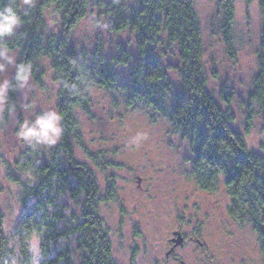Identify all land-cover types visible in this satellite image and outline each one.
Returning <instances> with one entry per match:
<instances>
[{"label":"trees","instance_id":"trees-1","mask_svg":"<svg viewBox=\"0 0 264 264\" xmlns=\"http://www.w3.org/2000/svg\"><path fill=\"white\" fill-rule=\"evenodd\" d=\"M17 3L23 5V0ZM220 5L225 44L234 54V2L220 0ZM259 5L263 29L258 70L246 102L247 128L254 104L264 115V0ZM50 7L60 14V31L48 28ZM91 8L104 15L109 31L134 34V48L121 41L108 52L103 39L92 48H78L71 32ZM18 10L23 24L0 45L18 51V62L30 61L39 83L50 68L58 84L54 108L63 116L64 135L56 145H27L13 160L0 153L8 179L20 188V210L12 227L0 205V264H32L28 246L33 237L40 240L43 264H119L100 211L102 202L116 198L115 181L103 191L93 167L79 157L80 150L103 166L98 154L88 150L77 116L78 109L90 113L93 86L116 88L127 105L142 103L167 116L189 147L195 183L211 192L223 183L230 198L228 214L252 226L264 264V152L250 148L245 134L234 127V91L222 87L217 97L208 87L193 0H32L30 7ZM164 45L176 50V64L161 60ZM121 66L127 73H121ZM17 93L18 88L8 94L0 129L9 120V107L18 106Z\"/></svg>","mask_w":264,"mask_h":264},{"label":"rangeland","instance_id":"rangeland-1","mask_svg":"<svg viewBox=\"0 0 264 264\" xmlns=\"http://www.w3.org/2000/svg\"><path fill=\"white\" fill-rule=\"evenodd\" d=\"M231 21L233 52L224 40V12L220 0H193L200 22L203 61L207 84L219 97L222 87L235 93L231 104L236 113L234 127L245 134L250 148L264 152V115L254 104L253 116L247 128V97L258 70V51L262 37L263 17L259 0H233ZM48 28L60 31L61 17L53 7L46 11ZM78 48H92L103 39L106 50L113 52L119 42L134 48L130 31H109L103 14L89 9L71 32ZM0 47H3L0 45ZM161 60L176 64V50H160ZM18 58V51L9 50ZM43 63L47 65V60ZM127 73V67H120ZM174 81L180 76L169 69ZM11 66L0 73V79H10ZM57 82L47 66L43 82L32 75L29 87L18 89V106L0 129V153L13 160L21 156L27 143L18 139L19 123L35 114L54 108ZM90 113L81 109L77 116L85 144L97 153L102 165L97 167L90 157L79 150L81 160L96 172L104 191L113 178L116 198L101 203L100 211L109 228L114 255L119 264H263L258 236L249 223L235 221L227 211L230 201L223 183L217 191L200 189L189 173L191 152L167 116L138 103L127 105L118 89L92 87ZM32 107L25 112L22 105ZM5 104H0V118ZM137 137L136 142H131ZM41 147V146H35ZM0 205L6 224L12 227L19 214L20 188L8 179L0 159ZM180 229L186 236L174 254L171 237ZM181 232V233H182ZM36 238V237H33Z\"/></svg>","mask_w":264,"mask_h":264},{"label":"clouds","instance_id":"clouds-1","mask_svg":"<svg viewBox=\"0 0 264 264\" xmlns=\"http://www.w3.org/2000/svg\"><path fill=\"white\" fill-rule=\"evenodd\" d=\"M0 6V41L13 36L16 30L23 24V17L20 11L24 6L30 7L32 0H23V5L17 0H9ZM27 14V13H25ZM14 68L12 79H0V104L7 103L8 94L14 89H25L29 87L33 65L30 61L18 62L16 57L10 54L7 47H0V73L7 72L9 67ZM30 104L22 105L25 112L31 109ZM9 113L15 111V106L9 107ZM63 116L55 108L42 110L35 114V118H26L19 123L17 130L18 139L32 146H52L56 145L64 135ZM138 138L133 137L131 142H136ZM29 252L31 253L32 264H43L41 243L38 238H33L29 242Z\"/></svg>","mask_w":264,"mask_h":264},{"label":"water","instance_id":"water-1","mask_svg":"<svg viewBox=\"0 0 264 264\" xmlns=\"http://www.w3.org/2000/svg\"><path fill=\"white\" fill-rule=\"evenodd\" d=\"M175 236L173 237L174 246L176 245H182L184 241V237L180 230L174 231ZM174 246L170 248V250L167 251V253L171 252L172 249H174ZM181 264H183V261H181Z\"/></svg>","mask_w":264,"mask_h":264},{"label":"flooded vegetation","instance_id":"flooded-vegetation-1","mask_svg":"<svg viewBox=\"0 0 264 264\" xmlns=\"http://www.w3.org/2000/svg\"><path fill=\"white\" fill-rule=\"evenodd\" d=\"M177 230H180V229H177ZM181 232H182V231H181ZM182 235H183V237H184V241H185V240H186V236L183 234V232H182ZM173 237H174V236H173ZM173 237H171L172 247L174 246ZM176 246H178V245H176ZM176 246H174V249H172V251H171L172 254L175 253V251H176Z\"/></svg>","mask_w":264,"mask_h":264}]
</instances>
